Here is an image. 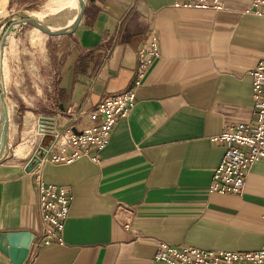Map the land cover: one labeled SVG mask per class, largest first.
I'll use <instances>...</instances> for the list:
<instances>
[{"label": "crops", "instance_id": "crops-1", "mask_svg": "<svg viewBox=\"0 0 264 264\" xmlns=\"http://www.w3.org/2000/svg\"><path fill=\"white\" fill-rule=\"evenodd\" d=\"M172 1L87 0L75 29L47 46L58 103L42 116L54 117L59 130L70 124L74 132L99 123L90 112L105 96L132 86L137 51L150 32L159 56L103 148L42 166L45 184L72 195L61 244L40 243L34 173L0 177V235L34 234L22 264H168L154 259L159 243L260 249L264 156L241 193L212 192L209 185L226 150L212 138L253 122L250 71L264 57V16L254 11L264 4L223 0L224 8L215 11L175 8ZM74 14L46 21L66 26ZM74 113H80L76 121ZM0 264L13 263L0 252Z\"/></svg>", "mask_w": 264, "mask_h": 264}, {"label": "built area", "instance_id": "built-area-1", "mask_svg": "<svg viewBox=\"0 0 264 264\" xmlns=\"http://www.w3.org/2000/svg\"><path fill=\"white\" fill-rule=\"evenodd\" d=\"M264 0H255L253 7ZM175 8L222 10L223 0H173ZM264 16V10L254 11ZM159 56L156 35L150 32L137 51V66L132 86L108 96L90 112L91 119L99 123L74 132L68 124L57 129L50 141L43 145L44 153L31 170L37 197L38 215L42 221L40 243L43 246L62 243V231L72 201L70 191L61 186L47 185L41 177V168L47 162L69 163L81 156L90 155L104 147L117 120L128 115L135 104V89L146 71ZM254 99L253 122L238 123L215 135V142L226 144V150L214 169L209 190L221 194H239L243 191L251 167L264 156V57L250 71ZM80 113L71 115L76 121ZM94 158V157H92ZM262 217L264 218V204ZM125 227H128L126 222ZM156 261L168 264H264V240L254 252H232L201 249L193 246L174 247L159 243L154 254Z\"/></svg>", "mask_w": 264, "mask_h": 264}, {"label": "rangeland", "instance_id": "rangeland-1", "mask_svg": "<svg viewBox=\"0 0 264 264\" xmlns=\"http://www.w3.org/2000/svg\"><path fill=\"white\" fill-rule=\"evenodd\" d=\"M49 1L0 0V24L4 18L19 11L42 12ZM41 16L52 19L51 16ZM60 37L47 35L24 23L1 47V83L8 112L7 144L0 156L1 178L25 172L24 166L41 140L38 138L37 119L42 114L55 112L58 99L52 87L55 86L56 74L50 64L52 60L47 46L50 49L56 45ZM50 139L47 136L44 145ZM33 140L29 153L21 157L23 155L17 151L29 150Z\"/></svg>", "mask_w": 264, "mask_h": 264}, {"label": "water", "instance_id": "water-1", "mask_svg": "<svg viewBox=\"0 0 264 264\" xmlns=\"http://www.w3.org/2000/svg\"><path fill=\"white\" fill-rule=\"evenodd\" d=\"M86 1L82 2L80 10L74 19L73 23L62 29H50L47 26L41 24L33 17L29 16L25 12H16L10 16L4 18L0 26L6 24L12 19L22 20L24 23H28L32 27L39 29L41 32L50 35H67L70 34L78 25L80 19L85 10ZM7 127H8V112L6 103L4 100V90L2 88L0 78V156L4 151L7 144ZM37 130L42 135L38 147L35 149L33 155L29 158L24 166V171L29 172L38 163L39 157L44 153L42 147L44 145V139L49 136L52 137L57 130L56 119L52 116H39L37 119ZM34 239V234L30 231H13L5 232L0 235V252L7 256L13 264H22L28 249Z\"/></svg>", "mask_w": 264, "mask_h": 264}, {"label": "bare ground", "instance_id": "bare-ground-1", "mask_svg": "<svg viewBox=\"0 0 264 264\" xmlns=\"http://www.w3.org/2000/svg\"><path fill=\"white\" fill-rule=\"evenodd\" d=\"M84 1L85 0H50L44 11H42V12L36 11L37 13H28L25 11V13L28 14L29 16L33 17L38 22L47 26L50 29L67 28L73 23L74 19L76 18L77 14L80 10L81 4ZM74 11H75V14H74L72 20L70 21V23H68L66 26H62V27H55V26L51 25L50 23H48L46 21V19L44 17L41 16V15H43V16H66V15L71 14ZM21 23H23L22 20L12 19L9 22H7L6 24L0 26V50H1L2 45L9 39V37L16 33V31H17V29ZM0 78L2 79L1 66H0ZM27 151H28V148H24L23 150L21 149L17 152L20 155L24 156Z\"/></svg>", "mask_w": 264, "mask_h": 264}]
</instances>
